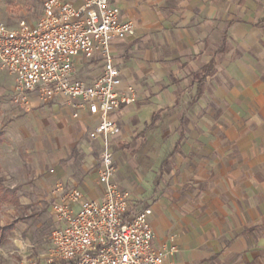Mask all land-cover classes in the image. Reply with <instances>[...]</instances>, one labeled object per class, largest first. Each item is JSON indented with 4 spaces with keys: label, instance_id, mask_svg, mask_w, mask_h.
Returning <instances> with one entry per match:
<instances>
[{
    "label": "crops",
    "instance_id": "0c3cea01",
    "mask_svg": "<svg viewBox=\"0 0 264 264\" xmlns=\"http://www.w3.org/2000/svg\"><path fill=\"white\" fill-rule=\"evenodd\" d=\"M111 2L135 26L111 42L123 84L138 91L112 112L110 137L133 211L152 208L154 245L173 241L175 264H264V0ZM103 67L101 55L74 58L88 84ZM31 101V111L1 109L0 178L25 217L46 215L54 229L57 184L104 197L103 142L89 136L99 118L64 100Z\"/></svg>",
    "mask_w": 264,
    "mask_h": 264
},
{
    "label": "built area",
    "instance_id": "2783aa9c",
    "mask_svg": "<svg viewBox=\"0 0 264 264\" xmlns=\"http://www.w3.org/2000/svg\"><path fill=\"white\" fill-rule=\"evenodd\" d=\"M134 34L133 22L122 20L111 0H83L80 5L73 0H45L33 25L20 20L12 28L0 21V68L15 76V105L31 111V95L36 93L44 101L87 106L99 118L89 136L103 142L98 180L104 197L84 199L82 190L56 185L52 210L57 226L44 255L47 264H175L179 247L173 241L162 248L154 245L152 208L133 211L129 192L115 180L117 164L110 137L119 126L111 114L136 101L138 91L133 84H123L111 42ZM78 55L103 57V73L94 83L75 77Z\"/></svg>",
    "mask_w": 264,
    "mask_h": 264
},
{
    "label": "rangeland",
    "instance_id": "374dc122",
    "mask_svg": "<svg viewBox=\"0 0 264 264\" xmlns=\"http://www.w3.org/2000/svg\"><path fill=\"white\" fill-rule=\"evenodd\" d=\"M44 1L0 0V21L12 28L17 27L20 20L33 25L42 15ZM13 105L10 79L6 71L0 68V127L9 119L1 109ZM2 166L0 174L7 169ZM2 182L5 184L4 180ZM27 213V208L16 206L14 201L0 202V264L45 263L44 255L51 246L50 235L54 224L47 221L46 215L39 219L40 222H34L30 217H25Z\"/></svg>",
    "mask_w": 264,
    "mask_h": 264
},
{
    "label": "trees",
    "instance_id": "16d2710c",
    "mask_svg": "<svg viewBox=\"0 0 264 264\" xmlns=\"http://www.w3.org/2000/svg\"><path fill=\"white\" fill-rule=\"evenodd\" d=\"M10 197H13L12 199L15 200V192L10 190L9 188H6L2 182V179H0V202L3 200H8ZM35 264H47V263H39L36 262ZM53 264H67L66 262H57Z\"/></svg>",
    "mask_w": 264,
    "mask_h": 264
}]
</instances>
